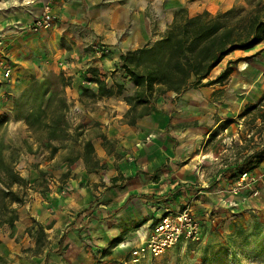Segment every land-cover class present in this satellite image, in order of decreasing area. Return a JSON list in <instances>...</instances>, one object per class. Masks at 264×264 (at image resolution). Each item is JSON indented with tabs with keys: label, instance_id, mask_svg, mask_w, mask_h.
<instances>
[{
	"label": "crops",
	"instance_id": "0c3cea01",
	"mask_svg": "<svg viewBox=\"0 0 264 264\" xmlns=\"http://www.w3.org/2000/svg\"><path fill=\"white\" fill-rule=\"evenodd\" d=\"M6 1L17 2L14 9L8 4L6 15L15 22L25 23L40 15L43 7L53 0ZM54 1V11L60 13L61 23L51 30L74 42L69 91L76 100L86 80L83 69L95 68L100 75L115 71L121 55L161 38L179 9L185 8L190 18H197L203 12L215 15L226 11L243 0ZM99 43L108 46L110 54L104 58L95 55L92 60L86 56L85 49L92 50ZM263 48L264 41L252 50L235 51L216 68L221 66V72L236 54L247 56ZM261 56L250 64L239 62L222 84L189 89L180 95L167 93L152 105L150 115L138 119L133 126L124 122L129 107L123 97L97 100L100 110L92 118L102 124L107 139L115 142L114 148L107 150L104 146L107 141L93 140L99 168L88 172L83 160L78 159L76 167L69 169L71 177L66 194L54 192L46 201L41 192L34 191L33 200L18 208L13 237L4 239L8 235L0 234L2 250L8 252L7 246L14 249V240L19 236L24 235L25 241L28 238L25 231L33 221L43 225L48 234L65 230L54 253L60 255V247L62 251L68 241L74 255L66 264H93L92 254L101 256L110 249H113L110 258H120L135 244L143 242L165 210L184 203L192 188L190 184L201 170L196 159L199 150L205 147L209 135L223 123V118H227L223 113L229 114L225 110L227 103L221 105L222 100L214 93L230 87L225 97L236 99V103H229L227 109L238 113L247 104L243 101L247 96L240 94L247 81L258 75L264 79L263 53ZM103 79L106 83L110 80ZM121 80L132 85L128 79ZM77 103L82 106L81 102ZM29 175L31 183L38 179L33 170ZM79 212L82 214L78 218ZM85 237L91 241L90 248L84 243ZM63 258L66 255L59 264L64 263Z\"/></svg>",
	"mask_w": 264,
	"mask_h": 264
},
{
	"label": "rangeland",
	"instance_id": "374dc122",
	"mask_svg": "<svg viewBox=\"0 0 264 264\" xmlns=\"http://www.w3.org/2000/svg\"><path fill=\"white\" fill-rule=\"evenodd\" d=\"M54 2L53 0L44 7H50L55 27L56 23H61V15L54 11ZM8 4L14 9L17 2L0 0V116L5 120L0 125V143L18 150L14 154L17 160L16 170L29 182L25 190L26 203L33 200L34 191L41 192L47 201L54 192L63 195L68 192L67 183L71 177L69 169L71 166H74L73 169L76 167L78 157L83 154L82 144L85 141H107L104 143L107 150L114 148L115 142L107 139L102 124L92 118L100 107L97 105L99 99L91 96L93 89L97 87L87 80L92 77L88 72L91 67L83 69L86 80L81 89H87L88 92L84 95L81 92L76 100L70 97L72 77L69 76V70L74 55V42L63 35L54 34L51 30L54 27L51 31H34L31 28L41 17L44 7L40 15L22 23L15 22L6 15L5 8ZM234 6H245V0ZM201 15L191 19L198 20ZM86 49V56H91L92 60L95 55L99 58L109 55L99 56L95 49ZM262 53L264 55V48L247 56L236 54L233 60L251 57L247 62L240 61L241 64H250L256 57H262ZM7 66L11 69L9 77L4 76V68ZM118 66L115 71L99 74V77H109L107 85L111 82L123 84L124 95L131 96L135 89L121 80L126 78ZM220 67L212 72V79L219 75ZM84 71L87 73L84 74ZM41 83L44 86L40 89L34 86ZM247 84L240 93L247 96L243 101L259 105L264 93V79L260 75L252 76ZM226 89L217 90L214 95L222 100L221 105L227 103L226 107L230 108L229 103H236V99L228 96L226 99ZM45 90L49 93L41 101L40 95L37 97L35 94H41ZM52 94L66 100L67 108L63 113L68 129L65 134L59 132L57 139L49 141L50 132L42 125L46 123V127L50 126V115L53 111H60L59 105L54 100H49ZM247 104L238 113L225 108L229 114L223 113V116L227 118H223V123L209 135L205 147L199 150L196 159L200 161L201 170L196 180L190 184L192 188L189 189L188 196L185 195L184 203L164 211L163 217L189 209L200 224V241L192 243L183 240L157 258L146 255L137 261L133 259V250L141 243L139 242L120 258H110L113 249L103 252L101 256L99 253L92 254L93 264H264V195L256 188L257 184H264V119L258 118V113H264V106H258L257 111L244 119L238 118ZM32 111L36 114L27 122L31 125H27L24 118ZM44 111L49 114L48 118H37L38 113ZM49 145L55 147L56 152L52 153ZM253 152L260 154L245 164V158ZM31 170L38 175L33 183L30 182ZM242 171L249 173L247 186L238 185ZM30 186L33 189L30 190ZM256 190L258 194H255ZM81 214L79 212L76 216L79 218ZM0 228V234L8 235L4 239L13 237L14 228ZM64 232L65 230L62 231ZM25 233L28 238L23 241L24 235L17 237L14 249L7 246L8 252L2 250V244L0 245V264H59L58 261L65 255L64 263L72 261L70 256L74 252L70 250L74 249L68 241H65L60 255L54 253L59 248L62 233L48 234L45 227L35 221ZM84 243L90 248L91 241L86 237Z\"/></svg>",
	"mask_w": 264,
	"mask_h": 264
},
{
	"label": "trees",
	"instance_id": "16d2710c",
	"mask_svg": "<svg viewBox=\"0 0 264 264\" xmlns=\"http://www.w3.org/2000/svg\"><path fill=\"white\" fill-rule=\"evenodd\" d=\"M263 41L264 0H245V6H233L215 15L203 12L198 20L191 19L188 11L181 8L175 13L172 24L161 38L121 55L118 69L134 87L133 95H124L123 84L114 83L108 86L105 80L99 77L98 70L90 68L88 72L92 77L87 80L97 87L96 93L93 92L91 96L96 99L123 97L129 107L124 122L133 126L138 119L150 115L152 105L167 93L180 95L189 89L222 84L240 61L247 62L251 57L229 61L219 75L209 79L215 68L231 53L252 50ZM205 80L207 82H204ZM34 86L40 89L44 84ZM87 92V89H82V95ZM48 93V90H45L35 95L37 97L40 95L42 101ZM52 95L49 100H54L60 111H53L50 115V126L46 127V123L42 125L50 132L49 141L57 139L59 132L65 134L68 129L63 113L67 108L66 100L58 95ZM262 104L264 93L259 105L247 104L238 118L244 119L257 111L258 106H264ZM35 114L32 111L24 118L26 123L34 118ZM38 114L39 119L48 118L49 115L45 111ZM258 114H260L258 118L264 119V113ZM3 123L4 117L0 116V125ZM48 147L52 153L57 150L51 145ZM82 150L83 154L78 159L83 160L88 172L99 168L92 143L85 141ZM16 151L18 153L12 146L0 143V226H8L10 229H13L18 221L17 207L26 203L25 190L29 185L16 170L17 160L14 155ZM262 151L264 152V146ZM259 154L253 152L245 158V164L257 158ZM29 188L33 189L32 186ZM58 252H61V247Z\"/></svg>",
	"mask_w": 264,
	"mask_h": 264
},
{
	"label": "built area",
	"instance_id": "2783aa9c",
	"mask_svg": "<svg viewBox=\"0 0 264 264\" xmlns=\"http://www.w3.org/2000/svg\"><path fill=\"white\" fill-rule=\"evenodd\" d=\"M54 17L49 6L44 7L41 17L35 21L31 28L41 31L50 30L54 27ZM97 54L107 56L110 54V48L103 44L94 45ZM10 67L4 68V76L9 77ZM249 173H241L238 179V185L247 186L249 184ZM260 194L264 195V184L256 185ZM259 192L256 190L255 194ZM201 239L200 224L189 209H185L176 214H169L161 218L152 228L147 238L144 239L133 250V259L139 260L146 255L157 258L163 255L167 250L181 241L197 243Z\"/></svg>",
	"mask_w": 264,
	"mask_h": 264
},
{
	"label": "bare ground",
	"instance_id": "6f19581e",
	"mask_svg": "<svg viewBox=\"0 0 264 264\" xmlns=\"http://www.w3.org/2000/svg\"><path fill=\"white\" fill-rule=\"evenodd\" d=\"M147 212V211H146Z\"/></svg>",
	"mask_w": 264,
	"mask_h": 264
}]
</instances>
